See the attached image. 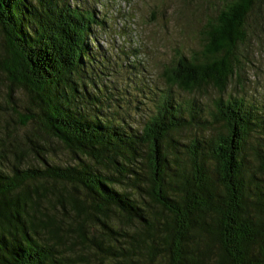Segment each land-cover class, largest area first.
I'll list each match as a JSON object with an SVG mask.
<instances>
[{"label": "trees", "instance_id": "trees-1", "mask_svg": "<svg viewBox=\"0 0 264 264\" xmlns=\"http://www.w3.org/2000/svg\"><path fill=\"white\" fill-rule=\"evenodd\" d=\"M252 15L264 0L226 1L201 52L163 70L191 97L162 91L132 124L106 83L98 9L0 0V69L29 98L13 123L0 104V264H264V104L195 99L240 74Z\"/></svg>", "mask_w": 264, "mask_h": 264}, {"label": "rangeland", "instance_id": "rangeland-1", "mask_svg": "<svg viewBox=\"0 0 264 264\" xmlns=\"http://www.w3.org/2000/svg\"><path fill=\"white\" fill-rule=\"evenodd\" d=\"M104 15L107 26L98 33L99 43L107 49L110 61L108 89L114 92L117 104L130 108L128 120L139 124L152 113L155 100L162 91L170 90L179 99L190 98L177 86L169 87L163 70L174 64L180 55H194L203 49L204 27L214 18L228 0H80ZM252 27L247 41L238 50L240 74H234L227 91L219 93L208 88L195 99L206 106L219 94L245 96L250 103L264 104V16H251ZM0 29V52L3 47ZM109 51V52H108ZM12 89V90H11ZM9 93L12 103L7 104ZM118 99V100H117ZM0 104L8 109L4 119L13 123L19 116L15 109L25 112L29 98L23 90L16 91L9 78L0 69ZM139 107L140 109H136ZM123 112V108H119ZM127 115V114H126ZM192 133L186 132V136ZM20 134L38 135L36 124L21 128ZM185 136V137H186ZM50 151L59 163L69 161V155L55 141ZM35 165L39 161L30 156Z\"/></svg>", "mask_w": 264, "mask_h": 264}]
</instances>
